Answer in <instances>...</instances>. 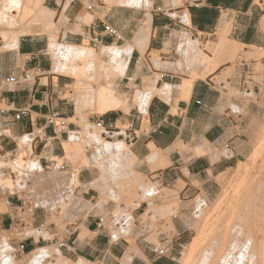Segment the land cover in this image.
<instances>
[{
    "label": "crops",
    "instance_id": "0c3cea01",
    "mask_svg": "<svg viewBox=\"0 0 264 264\" xmlns=\"http://www.w3.org/2000/svg\"><path fill=\"white\" fill-rule=\"evenodd\" d=\"M66 2L48 0L49 8L57 14H63L69 21L79 19L82 22L79 32L66 34V41H86L96 48L111 46L110 41L114 39L102 31L103 23L116 27L123 41L132 43L135 39L140 24L138 7L108 5L105 0H82V3H68L67 6ZM150 2L148 40L142 48L135 45L129 54L126 53L124 73L115 80L117 94L126 101L127 108L101 112L103 114L96 120L102 121L106 128L115 129L118 135H122V127L130 125L145 133L126 142L135 157L136 172L155 177L167 187L183 185L181 193H198L202 188L209 194L210 178L234 168L247 151L241 133L243 117L228 105L235 101L230 97L229 89H245L243 79L251 67L245 61L233 66L224 62L230 60L229 50L220 47V41H233L245 52L248 47L264 51V0ZM87 4L91 5L90 9L85 8ZM86 18L89 24L83 22ZM209 42L213 43L208 47L214 57L208 51L205 55L196 49L180 50V46ZM195 51L206 56L207 61L198 60ZM193 58L204 65L196 66ZM212 60L218 64L209 70ZM260 61L264 66V53ZM226 69H230L231 75L217 84L215 79ZM194 70H198L199 76L191 74ZM54 72L44 37L21 35L13 47L0 45V80L6 77L18 79L17 83L0 85V109L6 111L0 116V154L17 151L18 140L32 137V154L42 168L47 169L63 158L69 132L78 129V125L69 122L67 128L60 130L47 125L45 118L51 112L67 120L78 121L80 116L76 114L74 100L65 96L66 77ZM23 73H30L31 79H24ZM154 75L159 78L155 80ZM249 76L252 78L253 74ZM186 83L188 87H185ZM250 83L256 94L264 87V83L253 79ZM151 89H156V93L151 94L146 108H141L134 97L138 91L140 95ZM245 90L250 91V88ZM23 109L27 114L16 120L14 115ZM155 150L160 155L156 156ZM93 178L87 168L78 173L80 185L88 184ZM90 192L93 189L88 188L80 194L84 201H92L93 196L88 197ZM12 205L14 213L0 214L1 230L10 231L17 221L20 229L26 227L15 214L14 208L20 206L18 203ZM44 216V210L34 208L32 225L35 227L44 222ZM99 218L102 217L92 209L86 215L82 212L61 232L55 225L51 226L50 238L32 233L21 240H24L27 253L63 242V246H58V252L66 264H180L173 247L168 255L155 257L151 245L145 242H137L134 246L127 244L112 232L114 229L106 225L104 219L97 227ZM108 221L109 218L105 222ZM113 226L119 228L117 223ZM181 233L182 230H178L175 246L181 245ZM161 240V243L167 242L164 238Z\"/></svg>",
    "mask_w": 264,
    "mask_h": 264
},
{
    "label": "rangeland",
    "instance_id": "374dc122",
    "mask_svg": "<svg viewBox=\"0 0 264 264\" xmlns=\"http://www.w3.org/2000/svg\"><path fill=\"white\" fill-rule=\"evenodd\" d=\"M25 1L6 0L7 4L4 3L5 13H8L7 15L13 19L18 18L20 12L17 7L20 4L24 6ZM105 1L108 5L138 7L140 22L143 19V14L148 13L147 10L151 9L150 0ZM42 4L41 14L52 15V25L47 26L36 21L38 24L32 25V28L30 26L31 31L28 34L23 33L19 36L32 35L44 37L47 40V53L52 61V71L66 77L68 86L65 96L74 100L76 114L81 118L79 117L78 121L76 119L67 120L68 123L74 122L78 125V129L69 132V143H65L64 156L57 159V165H66L64 171L57 168L48 170L40 166L37 158L32 154V137L18 140L17 163L15 165L10 163L9 154L5 157L0 155V214L14 213L12 207L5 203L9 198L12 206L15 203L20 206L14 208L17 211L15 214L26 224L24 229H20L19 221H17L10 231H0V264H66V261L59 255L58 244L45 246L33 253H25L18 259H12L10 255L11 239L15 237L17 240H21L32 233L42 235L45 239L50 238L49 228L51 226L55 225L61 232L67 224L74 223L82 212L86 215L92 209H95V213L104 219V223L114 229L112 232L117 237L123 238L127 244L134 246L137 242H145L152 248L165 247L166 255L173 247L178 253L180 264H184L183 257L187 249L198 237L196 229L192 227L203 226L207 220L212 219L211 216L214 213L212 205L223 195L225 190L231 189L229 185L234 183L232 180H234L233 177L236 179L235 172L239 165L251 161L252 151L257 147V140L264 128V87L260 89L259 94L254 93L251 84H249L250 91L243 88L229 89V95L234 97L235 101L233 104L229 103L228 106L243 117L241 133L247 146L243 160L234 168L211 177L209 183L212 186L209 194L202 191V188L198 193H181L183 185L174 188L167 187L157 182L155 177L136 172L135 157L130 152L126 141L118 137V134L105 137L104 130L94 124V121L103 114L94 110V86L98 83L105 84L107 81H112L116 85L115 80L124 73L127 59L115 62L110 58V53L107 56H102L104 45L96 48L86 41H66V34L79 32L82 22L79 19L69 21L63 14H57L49 8L48 0H43ZM18 21L17 19L15 24L9 20L0 23V45L2 44L3 47H13L16 44L15 36L20 31L16 25ZM31 23L34 24L35 20H32L30 25ZM126 41L128 40L117 41L114 39L110 41V45L113 44L111 45L113 46L111 54L113 55V52L124 54L125 49L119 46ZM126 44L133 43L126 42ZM212 45L213 43L210 42L196 46L188 44L180 46V50L188 52L196 49L201 54L208 51L214 57V52L209 51L208 47ZM238 46L234 57L224 62L233 66L237 62L245 61L251 67L252 79L263 84L264 66L260 58L264 51L248 47L249 50L245 52L242 46ZM85 53L87 56L82 57ZM193 62L196 66L204 65L202 62L196 61L195 58H193ZM197 71L194 70L191 74L197 77L199 76ZM228 71L230 69H226L215 79L217 84L231 75ZM154 77L155 80L159 78L158 75H154ZM225 87H228V84H225ZM107 144L112 147V150H103ZM262 162L256 158L254 164L251 163L253 168L250 173L255 179H260L259 173L264 171V165H260L264 164ZM85 168L92 172L94 178L88 184L80 185L78 173ZM258 169L263 170H259V172ZM252 171H255L258 176H255V172ZM8 181L11 182V184L8 183L10 188L7 184ZM78 186L81 188L78 189ZM225 186L228 189H225ZM88 188L93 189V192L88 195V197L93 196V199L86 202L80 194ZM29 205L31 208L28 207ZM225 207L223 205L222 208L226 211ZM34 208L46 212V216H44L46 230H38L39 223L35 227L32 225ZM108 218L110 221L105 222ZM114 223L119 224V228H114ZM223 224L224 222L221 221L220 227ZM178 230H182L180 235L182 241L181 245L175 246ZM227 236H229V232ZM221 237V229H212L209 236L202 240L201 248L191 264H208L213 253L221 244ZM162 238L167 242L161 243ZM176 241L179 242V240ZM231 248L232 245L229 242L224 245L222 256L228 255Z\"/></svg>",
    "mask_w": 264,
    "mask_h": 264
},
{
    "label": "bare ground",
    "instance_id": "6f19581e",
    "mask_svg": "<svg viewBox=\"0 0 264 264\" xmlns=\"http://www.w3.org/2000/svg\"><path fill=\"white\" fill-rule=\"evenodd\" d=\"M0 1H2V4H0V23L9 20L15 24V21L17 19L19 20L16 24L20 30L15 36L16 43L20 34H28V32L31 31L30 26L32 28V25L38 24V22L36 23V21H39L43 25L47 26H51L53 23L52 15L41 14L43 9V0H26L24 6H21L20 4V6L17 7L19 9L18 12H20V15L18 14V18L15 17L14 19L13 17L7 15L8 13H5L4 11V3L7 4L6 0ZM147 11L150 10L148 9ZM32 20H35L36 24L31 23L30 25V22ZM85 20L88 19H84L83 22L86 23L87 21ZM150 22L151 17L146 12L138 26L135 39L132 42L133 44H125L123 46H119L125 49L124 54H116L115 52H113L114 54L112 55L111 53L113 46H104V50L101 52L102 56H107L108 53H110L109 56L111 59H113L115 62H121L126 59V53L129 54L132 48L135 47V45H137V47L139 48H142L146 44L149 37ZM87 24L89 23L87 22ZM220 47L227 48L229 50L228 58L232 59L239 46L233 41L222 39L220 41ZM195 53L198 60L207 61L206 56L201 55L198 51H195ZM86 56L87 54L85 53L82 57ZM217 64V61L212 60L210 62L209 70L215 68ZM188 85L189 84L186 83L185 87H188ZM117 91L116 85L112 81H107L105 84L98 83L96 86H94V110L96 112H104L109 109L126 110V101L121 98V95L117 94ZM155 91L156 89L147 90L140 95L138 91V94L136 95V97H134L135 101L138 103L137 105H139L141 108H146V103H148L151 94ZM257 141V147L252 151L253 153L251 155V161L247 163L244 162L239 165L237 171L235 172L236 179L233 177L234 180L232 181H234V183L232 185H229L231 186V189L225 190L223 195L218 198L215 204L212 205L214 212L211 216L212 219L207 220V222L203 226L192 227L196 229L198 237L191 243L190 247L187 249L183 257L184 264H191L193 258L196 254H198L201 248L202 240L209 236V232L212 231V229H221L222 237L221 244L213 253V257L211 260H209L208 264H264V171H261L263 169H258V171H261V174L259 173V175L261 176L260 179H255L253 176H251L252 174L250 173L251 168H253L251 167V163L256 161V158H259V160L264 162V128L263 133ZM103 150L109 151L112 150V147L107 144L103 147ZM159 153L160 152L157 150V154ZM161 161L159 162V164L161 163ZM260 165L262 166L264 164ZM261 166L259 167L262 168ZM256 174L257 173L255 172V176H258ZM8 183L11 184L10 181H8L7 184ZM8 186L10 188L9 184ZM225 189L228 188L226 187ZM223 205L226 206V211L222 208ZM221 221H223L224 224L220 227L219 224L221 223ZM228 232L229 236H227ZM228 242L232 245L231 251L228 255L222 256L224 245H226Z\"/></svg>",
    "mask_w": 264,
    "mask_h": 264
},
{
    "label": "built area",
    "instance_id": "2783aa9c",
    "mask_svg": "<svg viewBox=\"0 0 264 264\" xmlns=\"http://www.w3.org/2000/svg\"><path fill=\"white\" fill-rule=\"evenodd\" d=\"M67 1H68V3H82V0H67ZM85 8L90 9L91 5L87 4V5H85ZM102 31L105 33L106 36H108L112 39H115L117 41L122 40V35L119 32V30L109 23H103ZM252 74H253L252 71L249 70L246 73V77H244V79H243V86L245 89L250 88L249 84H251L250 81L252 78L249 75H252ZM162 76H163V74H160V77H162ZM22 77L24 79H31L32 76L30 73H23ZM17 82H18V79L15 77H6V78H3L0 80V85H2V84H14ZM251 86H252V84H251ZM5 113H6L5 110L0 109V116L4 115ZM26 114H27V110L23 109V110L18 111L14 115V118L16 120H18V119H20L21 116H24ZM45 123L49 126L56 127L60 130L67 128L69 125V123L67 122V119L63 118L62 116H60L56 112L49 113L47 115V117L45 118ZM94 124L96 127L102 128L104 130V133H105L104 136L105 137H112L114 134H116L114 132L115 129L106 128L105 125L103 124V122L100 120L94 121ZM116 130H118V129H116ZM142 134H145V133L139 132L138 129H134L132 127V125H130L129 127H126L123 129L122 135H117V136L121 137L126 142H129V141L136 140ZM0 155H1V157H5L7 154H0ZM9 158H10L9 159L10 163L12 165H15L17 163L16 151L11 152L9 154ZM54 168H57L58 170L64 171L66 169V165L65 164H60V165L54 164V165H49L47 167L48 170L54 169ZM5 203L9 206H11V204H12L10 202L9 198L6 199ZM102 222H103V218H99L98 222H97V227H100L102 225ZM37 229L38 230H46L47 229L46 223H44V222L40 223L37 226ZM0 231H1V229H0ZM11 243L12 244H11L10 255H11L12 259H18V258L22 257L25 253H27L26 248H25V244H24V240H17L15 237H13L11 239ZM63 245H64V243L61 241L58 243L59 247H61ZM152 253L155 257H163L166 255V248L165 247L153 248Z\"/></svg>",
    "mask_w": 264,
    "mask_h": 264
}]
</instances>
